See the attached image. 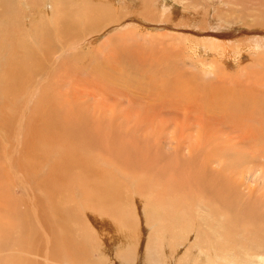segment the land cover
I'll return each instance as SVG.
<instances>
[{
  "label": "rangeland",
  "instance_id": "obj_1",
  "mask_svg": "<svg viewBox=\"0 0 264 264\" xmlns=\"http://www.w3.org/2000/svg\"><path fill=\"white\" fill-rule=\"evenodd\" d=\"M4 1L10 2V0H0V12L15 11L17 14L11 13V15L19 16L16 19L17 24L26 23L20 14L22 11L33 12L35 10L29 5L28 0H13L12 5L7 4L8 9L4 8ZM34 1L40 3L41 0ZM48 2L49 0H47V4L50 5ZM262 2L264 3V0H119L118 2L116 0H66V6L71 3L76 4L72 6L81 8L85 5L89 7L97 5L98 8L103 9V16L109 18H107L102 31L89 36L84 45H78V48L67 52L60 49L53 56L57 62L54 60V64H51L47 61L48 71L53 69L58 71L54 77L52 73L48 78L49 84L52 82L54 85L52 94L55 99L58 97L66 99L67 95L68 99H71L74 93V95L78 94L79 99L83 101L85 97L82 94L87 90L91 94V96L89 95L90 100L87 101L93 102L95 99V101L102 102L104 99L107 105L101 106L100 102L98 104L99 111L96 110L97 105L90 108L89 105L82 104L84 107H81L82 111L86 112L91 109L89 112H92V116L93 111L94 114L99 111L97 113L99 115L100 112H105L101 120L106 123L114 121L123 125V132H126L127 136L131 133L128 131H133L136 128V138L141 142L153 128L156 134L152 135L151 140L148 141L153 146L152 149L160 151L159 153L155 152V155L161 154V163H178L182 166L185 164L182 171H188L192 168V165L189 164L190 161L198 159L203 169L217 173V180L232 184L242 200L256 199L259 206L260 204L264 206V124L262 122L259 124L264 112H256L251 105L247 107L245 113L239 112L238 107H235V111L239 113L232 110L227 111L232 116L219 111L226 107L225 99L227 98L245 105L252 103L258 95L259 105L264 103V84H260V78L256 79L257 81L255 77L250 78L247 72L250 70L257 74L264 73V25L262 24L264 23V4ZM56 8L61 9V6H56ZM44 11L46 14L43 15V21L36 18L34 22L51 27L52 37L56 40L54 43H57L59 42V32L64 26L60 27L57 23L58 20L50 18L48 9ZM237 13H239L238 18L234 17L238 15ZM235 19H238L239 23ZM231 26L232 28H229ZM193 43H195L196 49H199L200 46L201 54L195 53L192 47ZM115 47L124 48L127 55L138 60V65H142L147 70H154L156 76L165 77L167 75L166 77H168L169 74L172 78L177 76L184 79V89H176L178 95L185 94L184 100L192 98L194 101H198L199 105L205 104V102L212 105L205 106L203 111H199L201 114H198V110H189L190 108L185 111L182 110L183 108L173 106L164 107L161 100H152L147 94L138 96L140 90L133 84V81H136L138 77L133 70L139 69V66L134 69L126 68L124 71L128 75L125 79L132 84L133 90L129 89L130 91L126 92L128 89L120 88L124 85H113L114 88L124 90L121 93H117L116 89L111 91L107 86L100 85L104 86L103 92L100 88H95L94 82L89 81V76L82 74L79 79V76L74 75L71 70L65 69L67 68L65 66L67 58L72 54H77L75 59L71 62L68 61L70 65L78 68L80 65H85L86 70L93 74V66L96 63L108 61L109 65H103L104 69L109 70L113 67L112 72L120 74L122 72L116 70L118 69L117 61L113 60ZM220 47L227 51H220ZM68 55L69 57H67ZM43 57L45 58V56ZM48 62L50 66H48ZM62 64L65 66L64 69ZM236 76H239V79ZM250 76L253 75L250 74ZM144 82L142 80L141 83L146 85L147 82ZM204 82L206 84H203ZM257 87L260 88V92L257 91ZM72 89L74 92H70ZM68 101L66 99V102ZM95 103L93 102V105ZM212 107L216 111V123L221 124L218 125L219 128L232 132L213 134L209 131L214 125L209 124L212 120H206V118L211 115ZM216 107L220 108L216 109ZM94 108L96 109L94 110ZM167 112L169 113L166 114ZM29 113L31 111L27 112V114ZM202 114L203 116H201ZM257 114L260 116L259 120ZM96 115L92 119L96 118ZM225 115L229 119L234 116L236 123L227 121ZM140 116L142 121L139 123ZM151 119L154 120L152 121L153 126L149 125ZM29 128L32 136L34 128ZM1 136L0 157L3 156V158H0V161H4L5 143H3L4 137ZM47 146L50 147V144L42 141L37 144L35 149L40 160L35 161L39 168L40 166L42 168L45 163L47 167H52L50 170H54L55 164L44 162L45 158L41 155L42 151L54 153L51 150L52 147L49 150ZM39 151L40 153H38ZM29 154L24 156L22 153H18L17 155L19 157L22 155L23 162L32 167L35 165L34 159ZM56 154L57 152L53 154V158L60 159ZM3 166L2 162L0 172L3 170L4 174L2 171L0 176L3 185L7 187L1 192L4 194V190L6 193L8 189L10 192L14 191V195L19 197V189L14 187V182L10 175L5 173ZM146 175L141 171L115 170L114 168L111 175L109 171L101 170L102 177L111 178V180H115L113 178L116 177L114 190L118 187V192L115 190L116 195L110 197L106 207L121 208L118 210L120 217H113L108 210H105L106 215L103 214L102 210L105 206L102 203L93 205V210L90 207H84V204L75 201L78 197H74L72 193L62 198L66 210H73L78 216L69 223V227L83 243L82 248H79L74 255L71 253L70 257L75 256L78 259V256L79 258L82 256L83 264H200L201 260L207 264H263L261 260L264 259V253L261 249L260 251L245 250L248 252L247 254H241L234 249H224L209 255L201 252V248L197 245L198 237L201 234L198 227L199 222L196 225L194 222L201 216L207 218L209 216L208 211L198 209L197 204H200L201 199H194L193 191L181 194L182 192L178 189L170 191L167 189L166 195H163V197H167L165 202L155 206L152 202L153 196L159 194L158 191L162 190L161 187L166 182L160 181L143 187L141 180ZM17 176L19 177L20 174ZM6 177H10L9 182ZM216 186L218 185L216 184ZM41 193L45 197H49L45 190H42ZM116 197L117 199H115ZM208 205L209 201L206 206ZM175 207L178 210H175ZM85 208L90 210L87 211ZM204 242L207 247L203 250L207 251L213 248L207 233L204 234ZM216 246L218 249L219 245ZM11 250L14 249L7 252L1 251L0 257L12 255ZM23 256L26 255L23 254ZM30 256L35 259V264L43 262L39 257L36 259L34 255ZM51 264L63 263L56 261Z\"/></svg>",
  "mask_w": 264,
  "mask_h": 264
},
{
  "label": "bare ground",
  "instance_id": "obj_2",
  "mask_svg": "<svg viewBox=\"0 0 264 264\" xmlns=\"http://www.w3.org/2000/svg\"><path fill=\"white\" fill-rule=\"evenodd\" d=\"M65 1L49 0L50 3H48L50 5H48L47 0H41L40 3L28 0L29 5L32 8L34 7L35 10L33 12L22 11L20 13L26 22L25 24L22 20L21 23L23 24L16 23V19L19 16L11 15V13L17 14L13 10L0 12V133L3 135L0 136L4 137L3 143H5L6 154L4 161H0V164L4 163L3 169L5 173L10 175L14 182V187H17L20 191L19 197L14 195V191L10 192L8 189L7 191L9 192L6 191L5 193L7 186L3 185L0 176V192L5 189L4 194L3 192L0 193V252L14 249L11 250L12 255L0 257V264H35V259H32L30 255H34L35 258H41L43 262L40 264H51L56 261H60L63 264H83L81 261L82 256L81 258L78 256V259L75 256H73L74 258L70 257L71 253L74 255L79 248H82L83 243L79 241L80 239L69 227V223L78 216L75 211L66 210L62 198L72 193L74 197H78L75 201L84 204V207H90L93 210V205L102 203L105 206L102 210L103 214L106 215L105 210H108L113 217H120L118 210L121 208L106 207L110 197L116 195L115 190L118 192V187L114 190L116 177L113 178L115 180H111V178L101 176V170L109 171L112 175L113 168L115 170L141 171L147 174L141 180L143 187L159 183L160 181L166 182L161 187L162 190L158 191L159 194L153 196L152 202L155 206L165 202L167 197H163V195H166L167 189L169 191L178 189L182 192L181 194L193 191L195 195L192 197L201 199L199 201L200 204H197L198 209L201 208L209 212L208 218L201 216L200 219L194 222L195 225L199 222L198 227L201 234L198 237L197 245L204 254H214L224 249H234V251L241 254H247L248 252L245 250L260 251L261 249L264 253V206L262 204L259 206L256 199L251 201L242 200V197L236 193L237 190L232 187V184L217 180V173L203 169L198 159L190 161L191 163L189 164L192 165V168L188 171H182L185 164L182 166L178 163H161V154L155 155V152L159 153L160 151L152 149L151 147L153 146L148 141L151 140L152 135L156 134L153 128L147 133L143 142L136 138V128L133 131H128L131 133L127 136L126 132H123V125L114 121L106 123L101 120V117L105 115V112H100V115L97 114L100 111L98 104L101 101L93 99V102H96L94 105L92 101H87L90 100L89 95L91 96L87 90L88 93L85 91L82 94L85 97L83 101L79 99L80 96L78 94L74 95V93L72 95L73 99H68L69 96H66V99L69 100L68 102H66L64 97L55 99L54 94H52L54 85L52 82L49 84L48 78L52 73L54 77L58 71L54 69L48 71L46 67L47 61L51 62V64H54V60L57 62V59H54L53 56L60 49L67 52L84 45L89 36L102 31L107 18H109L103 16V9L98 8L97 5V7L85 5L81 8L72 6L76 5L74 3L66 6ZM116 1L118 2L119 0ZM13 2V0L7 3L4 1L5 7L4 5L1 6L8 9L7 4L12 5ZM251 4L254 6L253 3ZM56 6H61V9L56 8ZM47 9L49 10L50 18L58 20L57 23H59L60 27L64 26L59 32V42L57 43H54L56 40L52 37L53 30L51 27L40 22H34L36 18L43 21V15L46 14L44 10ZM237 14L234 17L238 18L239 13ZM236 20L239 23V20ZM258 21L260 20L258 19ZM258 24L260 25V22ZM262 24L264 25V23ZM229 28H232V26ZM218 29L220 28L218 27ZM194 44L191 45L195 53L201 54L200 46L199 49H196ZM225 45L228 47L227 43ZM219 50L227 51V49L222 47ZM58 53L57 55L59 56ZM113 54L115 55L113 60L117 61L118 65L116 70L122 72L120 74H114L112 72L113 67L109 68V70L104 69L103 65L108 66V61L96 63L93 66V74L86 70L85 65H80L79 68L70 65L69 62L75 59L77 54H72L70 55L71 57L68 55L67 57L69 58L65 61L67 65L63 63L67 68L63 64L62 68L71 70L74 75L79 76V79L82 74L89 76L91 78H89V81L94 82L95 88L98 87L103 92L104 86L101 87L100 85L107 86L111 91L116 89L117 93H121L124 90H119L120 88L128 89L126 92H129V89L133 90L132 84L125 79L128 77L124 72L125 69H134V67L139 66V69L133 70L137 74L136 77H138L136 81H133L134 86L140 90L138 96L147 94L152 100H161L164 107L173 106L175 108H183L182 110L185 111L190 108L189 110H198V114H201L199 111H203L205 106L212 105L209 102L199 105L198 101H194L192 98L187 101L184 100L185 94L178 95L176 89H184L185 87V80L181 77L172 78L169 74L168 77H166L167 75L165 77L156 76L154 70H147L142 65H138V60L127 55L122 47L116 48ZM49 62L48 66H50ZM247 72L250 78L253 79L255 77V80L260 78V84H264V73L257 74V72H250V70ZM250 74L253 76H250ZM236 77L239 79V76ZM142 80L143 82L145 81L144 83L147 82L146 85L141 83ZM163 80H166V82H163ZM115 84L124 86L118 89L114 88L113 85ZM203 84L206 83L204 82ZM195 87L197 88V86ZM257 89L260 92V88L257 87ZM193 91L195 90L193 89ZM70 92H74L73 89ZM225 100L226 107L219 109L221 113L226 114L229 110L235 113H245L249 105L256 112H264V103L259 105L258 95L252 103L245 105L228 98ZM82 104L89 105L90 108L97 105V109L94 108V110H99L95 111L97 115L93 111V116L96 115L97 117L92 119V112H89L91 109L86 112L82 111ZM100 105H107L104 99ZM235 107H238L240 111L236 112ZM218 108L216 107V109ZM28 111H31V113L27 114ZM215 114L216 111L213 109L211 115L209 114L210 116L206 118V120H212L209 124L214 125L209 131L213 134L232 132L219 128L218 125L221 124L216 123ZM227 115L230 114L228 113ZM227 115H225V119L235 124L236 118L233 116L229 119ZM140 118L142 117L138 118L139 123L142 121ZM257 119L259 120L260 116ZM152 121L154 120L151 119V123H149L151 126L154 125ZM16 122L18 123L15 124ZM261 122L264 124V113L259 124ZM29 127L34 128L32 136ZM255 129L257 128L255 127ZM41 141L50 144L52 149L48 146L46 148L51 149L54 153L57 152L56 155L60 158L54 159V153L52 154L50 151L48 153L41 152V155L45 158L43 159L44 162H53L55 164L54 170H50L52 167H47L45 163L42 168L41 166L39 168L35 161L40 160L35 148ZM18 153H22L24 156L30 153L29 155L34 159L35 165L32 167L26 165L21 159L23 156L19 157ZM0 158H3V156ZM173 170L175 171L173 172ZM2 171L0 172L1 174ZM17 174H20V176L18 177ZM2 176L4 177V175ZM6 178L9 182V178ZM167 183L174 185L170 186ZM42 190H45L49 197H45L41 193ZM233 196L236 198L233 199ZM207 201H209L208 206H206ZM202 202L205 205H201ZM85 209L87 211L90 210L88 208ZM175 210L178 209L175 207ZM205 233H207L213 246L211 250L207 251L203 250V248L207 247L204 245ZM216 243L219 245L218 249H216ZM23 254L26 256H23ZM199 263L207 264L202 260ZM261 263L264 264V259L261 260Z\"/></svg>",
  "mask_w": 264,
  "mask_h": 264
}]
</instances>
